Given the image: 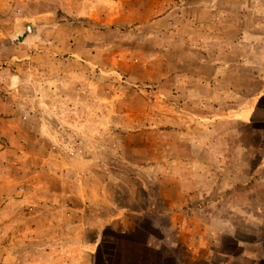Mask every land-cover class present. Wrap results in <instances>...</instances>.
Wrapping results in <instances>:
<instances>
[{
  "label": "rangeland",
  "instance_id": "obj_1",
  "mask_svg": "<svg viewBox=\"0 0 264 264\" xmlns=\"http://www.w3.org/2000/svg\"><path fill=\"white\" fill-rule=\"evenodd\" d=\"M221 36L241 42L226 55L232 88L261 90L264 0H0L2 116L16 105L15 149L62 169L59 195L19 186V212L43 223L0 228L9 259L0 264H264L263 253L237 246L264 242V97L250 123L214 118L220 133L200 125L191 132L230 143L224 151L214 144L205 164L217 175L200 170L189 195L170 189L183 163L154 161L157 153L192 152L189 137L166 123L174 115L160 106V80L192 72L193 44ZM175 81L169 94L182 90ZM197 105L201 114L183 117L191 125L211 111L204 99ZM218 150L226 162L216 161Z\"/></svg>",
  "mask_w": 264,
  "mask_h": 264
},
{
  "label": "crops",
  "instance_id": "obj_2",
  "mask_svg": "<svg viewBox=\"0 0 264 264\" xmlns=\"http://www.w3.org/2000/svg\"><path fill=\"white\" fill-rule=\"evenodd\" d=\"M253 1L261 2V0ZM198 12L199 14L196 13V16L198 18H204V13L202 11ZM173 27H176L174 30L177 35L183 29V27H180L178 20L175 21ZM189 29L191 28L189 27ZM194 42L195 40L192 41V43ZM204 42V45L202 46L196 43L193 44V49L195 52H197V55L195 52L193 55L197 56L198 66L194 67L192 72L185 74V76L176 77V79L173 76L172 78H167L164 81L161 79L159 84L163 87V89L161 88L159 94V96L163 98L162 99L159 97V102H161L160 106H162V103H164V105H166L164 108H169L166 112L172 113L174 115L168 117L170 119L169 121H166V123L171 124L170 126H172V128L174 126V131L176 130L177 133H180L182 136L189 137L187 138L188 141H186V144L188 146L192 145V152L185 154L176 150L171 152L169 155H166L167 153H157L155 158L157 157L161 159H154V161L157 160V165H160L161 160L166 159L165 156H168L171 159V162L176 164L177 167H179V163H183L182 166L178 168L181 174L174 172L170 175V189L175 193L183 194L184 192L188 195L195 189L199 188L194 182H191L192 180L189 182V178H195L198 175L200 176V170L211 173V175H217V173L212 172V169H210L208 165L205 164L210 151L215 150L214 144L224 151L230 143L229 140L220 137V135L218 138L210 141L204 142L195 140L196 138L194 139L192 137L191 132L194 133V131L197 130L198 125H200L201 127L207 128V130L211 133H216L217 131L220 133L221 130L219 127L217 129L215 128L217 124L214 122L217 118L250 123L255 117L259 99L264 97V80L262 79L260 88L261 90H259L260 92L256 86L252 87V84H250L249 90H246L244 94H242L241 90H236L235 87L232 88V84L229 83L230 76L227 77V67L232 65V62L226 58L227 51H229L232 46L233 48H236L237 44L241 42H229L222 36L217 38V41L207 38V40ZM197 43H200V41H197ZM250 46L252 47L253 45ZM48 64L49 62L47 61V65ZM253 73L255 74L254 77L257 79V73ZM166 77L168 76H165V78ZM239 77L242 78V75L240 74ZM173 79L176 80L175 83L178 82L179 85L182 86V90L179 94L172 95L169 94L170 92L166 91L167 87H172ZM57 82L65 84V81ZM125 95L128 96L126 93L122 96L124 97ZM203 99L208 103L209 109L211 111L208 112L209 114H207V116H204L206 117V121H202L205 120L203 118L199 120L190 116L194 121L192 124L196 125V127H193L194 125H191L190 121H184L185 119H183V117L188 113L191 115L194 114L195 117L201 114L202 110H200L201 108L198 107L197 102ZM83 105L84 104H80V106L83 108L82 110H85L86 107H83ZM16 108V105H14V107H10L3 117V111L0 106V228L4 232H18L20 231L18 226L21 224L26 230L30 228L32 231L33 228L31 225H28L29 223L32 222V224H36L33 223L35 220L37 224L43 223V220L41 219H36V217L34 219L29 218L24 216L22 212H19V210H21L19 207H22L21 203L23 200H19L16 195L19 196L18 189L21 185L25 186L27 190L29 189V191L30 188L38 186L39 191H35L36 194H48L49 192H52V194L58 193L53 189V187L59 184L56 181L58 178L56 176L61 169L58 167V164L51 163V165L50 162L44 160L43 158L40 159L37 156L26 154L23 151L18 153L17 149H15V146L18 143L20 130L17 118L18 112ZM111 111H114L113 105H109L107 107V113H110ZM126 113L128 114L129 112L126 111ZM165 118L166 117L164 116L162 120L163 122ZM33 128L36 130V133H39L40 131L42 133L45 132L44 126L42 128ZM113 128L114 127L112 125V129ZM3 140L7 141L6 143H9L7 148L3 147L4 145L1 143ZM213 156H215L217 162L221 161L224 163L227 159H229L224 153H220L219 150L217 153H214ZM43 161L47 162L42 163ZM262 161H264V158H262ZM170 166L172 165L170 164ZM184 175H187V177L185 178ZM179 176L181 178H179ZM35 192L32 193L31 196L35 195ZM59 194L60 193L57 195ZM8 198H10L11 201L7 202ZM96 198L97 197L93 198V202L97 200ZM239 207V209H241L240 211H245L241 204ZM246 215L248 217H252L255 214H253V212L247 211ZM221 225V229L226 231V219L223 218ZM194 229L195 227H189V231H194ZM225 233L233 236L232 231ZM237 246H241L242 253L264 254V242L262 241H239ZM7 258L8 254L4 256V253L1 250L0 260L4 259V262H8L9 259Z\"/></svg>",
  "mask_w": 264,
  "mask_h": 264
},
{
  "label": "built area",
  "instance_id": "obj_3",
  "mask_svg": "<svg viewBox=\"0 0 264 264\" xmlns=\"http://www.w3.org/2000/svg\"><path fill=\"white\" fill-rule=\"evenodd\" d=\"M197 26H198V25H197ZM178 84H179L178 82L175 83L176 86H178ZM153 91H154L153 89H152V90H149V94H148V96H149V98H150V101H152V96H153V93H152V92H153ZM21 189L24 190V191L26 190L24 187H21Z\"/></svg>",
  "mask_w": 264,
  "mask_h": 264
}]
</instances>
